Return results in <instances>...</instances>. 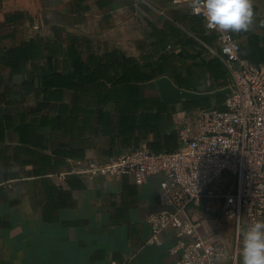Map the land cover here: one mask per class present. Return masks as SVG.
<instances>
[{"label": "crops", "instance_id": "1", "mask_svg": "<svg viewBox=\"0 0 264 264\" xmlns=\"http://www.w3.org/2000/svg\"><path fill=\"white\" fill-rule=\"evenodd\" d=\"M189 4L0 0V264H173V230L147 244L160 176L59 175L78 159L174 151L192 113L224 108L226 67L199 39L218 41ZM253 9L234 34L260 59L264 0ZM192 215L231 248L232 222Z\"/></svg>", "mask_w": 264, "mask_h": 264}, {"label": "built area", "instance_id": "2", "mask_svg": "<svg viewBox=\"0 0 264 264\" xmlns=\"http://www.w3.org/2000/svg\"><path fill=\"white\" fill-rule=\"evenodd\" d=\"M181 1L190 2L173 3ZM205 29L215 34L219 46L199 40L220 59L229 75L226 87L232 93L226 96L224 108L195 112L191 127L180 130L179 147L174 151L142 147L101 161L78 159L59 176L89 180L130 176L137 184L160 176L163 209L148 217L151 235L147 244L161 245L164 232L173 230V264H239L242 229L264 221V63L243 57L234 33L222 38L216 31ZM193 207L235 225L236 239L231 248L219 235L203 232L202 221L192 215ZM220 253L226 259L218 262Z\"/></svg>", "mask_w": 264, "mask_h": 264}, {"label": "clouds", "instance_id": "3", "mask_svg": "<svg viewBox=\"0 0 264 264\" xmlns=\"http://www.w3.org/2000/svg\"><path fill=\"white\" fill-rule=\"evenodd\" d=\"M189 7L194 15L203 17L204 26L217 33H241L251 29L255 22L253 0H190ZM264 27V21H261ZM240 233V225L237 224ZM240 264H264V221H256L242 232ZM226 259L223 253L217 261Z\"/></svg>", "mask_w": 264, "mask_h": 264}, {"label": "trees", "instance_id": "4", "mask_svg": "<svg viewBox=\"0 0 264 264\" xmlns=\"http://www.w3.org/2000/svg\"><path fill=\"white\" fill-rule=\"evenodd\" d=\"M258 39L259 38H256V43L253 42L248 48L256 49V44L257 45L259 44V40ZM262 41L264 43V38H262ZM242 51H243V49H241V52ZM259 51H260V55H261L260 59L252 57L253 55L250 56L248 54H244V53H242V54H243V57L247 58L248 60H250L253 63H264V49H259ZM253 54H257V53H253ZM254 56H256V55H254ZM225 80H226L225 81L226 82V86H228L229 85V75H228V72H227L226 69H225Z\"/></svg>", "mask_w": 264, "mask_h": 264}, {"label": "rangeland", "instance_id": "5", "mask_svg": "<svg viewBox=\"0 0 264 264\" xmlns=\"http://www.w3.org/2000/svg\"><path fill=\"white\" fill-rule=\"evenodd\" d=\"M193 115H194V113H192L191 114V116H190V121L192 122V124L194 123V117H193ZM200 209H201V207H199ZM202 210V209H201ZM210 217H212V216H210ZM235 229V228H234ZM211 230V229H210ZM243 230L244 229H242V231H241V234H242V232H243ZM230 235L232 234V237L230 238V243H234V241H235V239H236V230H234V231H229L228 232ZM211 234H213L212 232H211ZM214 235V234H213ZM241 245H242V235H241V240H240V248H241Z\"/></svg>", "mask_w": 264, "mask_h": 264}, {"label": "water", "instance_id": "6", "mask_svg": "<svg viewBox=\"0 0 264 264\" xmlns=\"http://www.w3.org/2000/svg\"><path fill=\"white\" fill-rule=\"evenodd\" d=\"M225 96L231 95L232 90L229 87H226L223 91H221Z\"/></svg>", "mask_w": 264, "mask_h": 264}]
</instances>
